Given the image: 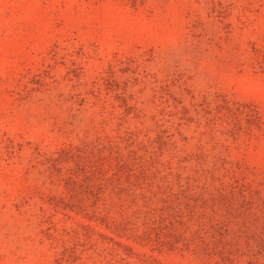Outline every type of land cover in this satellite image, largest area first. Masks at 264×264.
<instances>
[{"label": "rangeland", "instance_id": "374dc122", "mask_svg": "<svg viewBox=\"0 0 264 264\" xmlns=\"http://www.w3.org/2000/svg\"><path fill=\"white\" fill-rule=\"evenodd\" d=\"M0 264H264V0H0Z\"/></svg>", "mask_w": 264, "mask_h": 264}]
</instances>
